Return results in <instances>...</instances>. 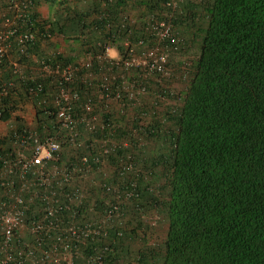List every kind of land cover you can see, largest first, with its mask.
Segmentation results:
<instances>
[{"label":"trees","instance_id":"1","mask_svg":"<svg viewBox=\"0 0 264 264\" xmlns=\"http://www.w3.org/2000/svg\"><path fill=\"white\" fill-rule=\"evenodd\" d=\"M83 2L32 0L24 14L36 39L23 51L12 40L0 67L6 88L0 94V121L15 119L8 136H0V151H11L16 137L36 129L40 136L60 140L59 167L78 165L86 151L72 145L56 118L62 89L79 93L70 102L75 116L82 115L88 99L106 104L111 114L101 112L100 120L118 123L113 136L130 142L128 149L119 146L103 157L102 171L76 180L87 192L83 221L94 218L98 223L110 211L118 218L105 237L79 243L75 264H264V0ZM43 5L50 7L47 17L39 10ZM163 20L174 32L161 43L169 52L187 45L189 27L200 35L196 57L176 80L179 86L154 75L147 93L136 101L109 102L96 72L105 70L103 76H108L126 70L114 67L108 72L98 55H104L105 46L126 55V40L138 49L142 39L157 44L147 28ZM55 38L74 47L46 51L54 47ZM88 55L93 58L89 69L81 65ZM13 62L19 63L20 72L14 71ZM43 62L78 68L67 81L59 73H44ZM129 73L130 80L140 82L139 71ZM26 105L31 111H25ZM78 131L79 141L93 143L103 136L81 126ZM104 132L109 139L108 130ZM130 152L134 168L118 171L120 165L127 166ZM65 191L72 189L66 186ZM37 200L26 212L29 219L44 212L42 198ZM70 214L58 216L70 221ZM160 215L167 230L156 242L152 230Z\"/></svg>","mask_w":264,"mask_h":264},{"label":"built area","instance_id":"2","mask_svg":"<svg viewBox=\"0 0 264 264\" xmlns=\"http://www.w3.org/2000/svg\"><path fill=\"white\" fill-rule=\"evenodd\" d=\"M31 2L32 0H4V4L0 3V67L4 57H8L12 40L19 43L20 50L23 51L24 46L36 39V31L29 27L27 15L24 14V8ZM147 29L153 32L157 44L150 46L142 39L138 42V49L126 40V55L120 56L110 46H105L104 55H98V59L107 64L105 69L108 72H112L114 67H123L128 71L118 75L109 73L108 76H103L106 71L101 68V71L96 72L100 73L98 87L109 102L136 101L147 93L146 84L150 76L167 79L172 75L168 64L169 51L161 45L164 40L172 38V25L163 20L151 23ZM92 61V56L88 55L81 65L89 69ZM17 62H13V68L15 72H20ZM42 66V71L47 75L59 73L67 81L72 79L73 69L78 68L71 65L65 68L53 67L45 62ZM130 70L140 72V82L130 80ZM0 94H6L5 84L2 82ZM60 98L56 113L60 130L69 133L73 146L83 147L86 152L81 154L78 165L75 166L76 162L72 163L73 167H59L56 163L60 160V140L52 135L40 136L36 129L28 131L27 135L16 137L11 151H0V264H75V259L81 255L79 243L89 237H105L108 227L118 218V215L110 211L98 223L94 222V218L83 221L86 207L83 208V202L87 192L86 187L76 180L81 178L86 181L93 170L102 171L103 157L116 152L119 146L128 149L130 142L113 136L118 132V123L100 120L101 112L111 114L106 104L99 106L88 99L83 104L82 115L75 116L70 102L79 99L78 91L62 89ZM121 106L119 105L120 109ZM117 107L118 105L114 109ZM9 123L13 128L14 124ZM5 124L8 128L9 124ZM79 126L89 133L100 130L103 136L93 143L92 140L86 142L88 138L79 141ZM104 130H108L109 139L104 137ZM8 131L9 129L3 135ZM95 146L101 150L97 155L91 153L95 151ZM133 154L130 152L127 155V166H117L118 171L134 168V162H129V159L133 160ZM98 183L99 186H106L103 182ZM65 185L72 191L66 192ZM60 192L61 195L66 193L61 200ZM40 198L45 206L42 216L29 219L27 210ZM92 210L90 207L88 212ZM66 211L71 212L70 221H63L58 216Z\"/></svg>","mask_w":264,"mask_h":264},{"label":"rangeland","instance_id":"3","mask_svg":"<svg viewBox=\"0 0 264 264\" xmlns=\"http://www.w3.org/2000/svg\"><path fill=\"white\" fill-rule=\"evenodd\" d=\"M188 1V3H198L199 0H186ZM73 4V3H72ZM187 33L186 41H187V45L185 47H183L182 49L175 50L172 52H168V64H169V68L171 69L172 74H176L175 76H173L172 78H167L166 81L168 83L171 82V84H173L174 87L179 86V83L176 81L179 79L180 73L182 72V70H186V65L188 64V62H190L191 59L195 58L197 53H198V46H199V32L197 31L196 28L194 27H189V30ZM194 35V36H193ZM55 49L52 46H47L45 47L46 51H51ZM178 71V72H177ZM165 85H168L165 83ZM25 111H31V105H26L25 106ZM19 115H27V113H20ZM25 119H30L29 117H26ZM12 120H15L14 118ZM9 121V122H14V121ZM9 122H1L0 121V136L1 134L5 133L7 131V126L5 123L9 124ZM160 217V222L158 223L157 228H154L152 230L153 232V240L156 242H160L161 240H163L165 238V233L167 230V222L166 219L164 218V216H159Z\"/></svg>","mask_w":264,"mask_h":264},{"label":"crops","instance_id":"4","mask_svg":"<svg viewBox=\"0 0 264 264\" xmlns=\"http://www.w3.org/2000/svg\"><path fill=\"white\" fill-rule=\"evenodd\" d=\"M93 1H95V0H82V2L85 5L87 4L86 6L90 5L91 2L93 3ZM85 5H84V7H85ZM39 10H40V12L42 13V15L44 17H47V16L50 15V7H49V5L48 6L47 5H43V6L39 7ZM53 42H54L53 43L54 48H58L62 52L71 50L74 47V46H70V45L66 44L65 41L61 40L60 38H55Z\"/></svg>","mask_w":264,"mask_h":264}]
</instances>
